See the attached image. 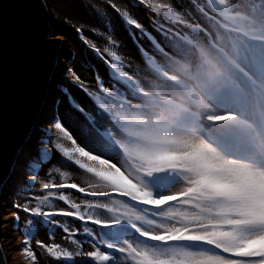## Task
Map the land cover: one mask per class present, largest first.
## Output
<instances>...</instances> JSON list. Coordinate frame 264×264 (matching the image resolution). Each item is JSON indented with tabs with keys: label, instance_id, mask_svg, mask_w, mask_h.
<instances>
[{
	"label": "snow or ice",
	"instance_id": "1",
	"mask_svg": "<svg viewBox=\"0 0 264 264\" xmlns=\"http://www.w3.org/2000/svg\"><path fill=\"white\" fill-rule=\"evenodd\" d=\"M65 7L80 9L107 25L95 31H103L111 47H98L84 35L83 27L75 30L110 73L105 84L95 69L99 86L95 94L75 69L62 66V41L55 39L60 33L48 27L47 0H0V40L12 38L21 54H31L33 64L47 57L46 72L37 85L11 104L0 97L4 170L0 190L7 189L11 197L0 199V216L9 217L0 220L4 225L0 237L7 241L0 244V264H8L10 251L19 252L27 264H170L161 250L172 249L183 250L193 260L264 264V253L238 254L248 241L264 237V219L235 217L240 222L227 226V240L153 238L180 230L165 211L206 192L196 187L201 176L226 183L235 179L232 169L205 170L200 160L238 161L235 167L243 169L248 181L232 195L248 203L260 198L264 152H254L252 141L264 136V28L257 31L251 22L264 21V0H130L123 4L97 0L95 5L74 0ZM135 9L145 12L153 31L133 17ZM117 17L138 47L139 63L129 61L127 67L112 63L121 60L112 51L120 44L115 29L108 30ZM70 19L66 17V22ZM145 40L150 51L144 48ZM209 62L218 69L210 82L204 76ZM180 65H185V71L177 74ZM68 74L92 101L89 109H80L83 120L76 121L74 129L65 123L69 117L61 114L57 94L66 92L63 80ZM193 82L195 102L183 107L170 129L154 137L129 131L130 116L144 112L153 98L166 97L169 109L180 108L175 97L187 93ZM64 141H70V146L65 147ZM165 155L177 158L162 162ZM73 164L83 173L71 169L70 175ZM102 167L123 175L151 200L174 199L155 206L114 184L97 187L107 183L95 174ZM85 173V183L76 180ZM162 181L168 182L162 185ZM66 189L79 195L66 194ZM113 199L148 215L156 226L111 213L104 205ZM42 230L49 240L37 238L33 246V237ZM56 230L75 247L58 243ZM12 232L19 234L18 245L12 244L15 237L7 235ZM157 252L160 256L153 255Z\"/></svg>",
	"mask_w": 264,
	"mask_h": 264
},
{
	"label": "rangeland",
	"instance_id": "2",
	"mask_svg": "<svg viewBox=\"0 0 264 264\" xmlns=\"http://www.w3.org/2000/svg\"><path fill=\"white\" fill-rule=\"evenodd\" d=\"M47 2L52 11V21L54 25L53 30H55L57 33H60L55 38H59L60 41H62V47L60 52L62 66L66 68L75 69L76 73L87 82L89 91L92 94H95L99 87L96 80L95 69L98 68L100 70L99 74L105 79V84H107V80L110 73L100 56H98L95 51H93L87 44H85L81 40L75 30L78 27H83L85 30L84 35L90 41L96 43L98 47H111V45L106 44V34H104L103 31H100L99 34H97L95 31L96 29L102 30L107 25L98 24L97 20L93 16L81 11L80 9H69L65 7L66 4L72 3L74 2V0H47ZM89 2L95 5L97 3V0H89ZM116 2L118 4H123L129 3L130 0H116ZM113 16L115 17L116 14L113 13ZM66 17H70L71 19L66 22ZM133 17L136 18L139 22H141L146 28H148L149 31H153L150 26V20L148 16L145 15V12L142 9L133 10ZM56 22H59V24H56ZM251 26H253L255 30L259 31L264 28V21H261L259 19L253 20L251 22ZM113 27L115 29L116 39L120 42V44L118 47L112 48V51L119 55L121 57V60H113L112 63L123 64L125 67H127L129 61H132L134 64L139 63L140 52L138 50L137 45L133 42V38L130 35V32L126 30L127 26L117 17L114 19L113 25L108 26V30L112 31ZM131 31L136 30L133 28L131 29ZM153 34L158 35L155 32H153ZM143 44L145 49L149 51L151 50V46L146 40L143 41ZM104 55L108 56V53H105ZM212 63L213 62H210L208 64L207 70L204 72V75L209 79H213L216 70H218L212 68ZM184 71L185 65H180L177 69L178 74H182ZM72 81L73 76L71 74H68L63 80L66 92L57 93L62 101L59 106L60 112L61 114H67L69 117L65 120V123L67 124L69 129L75 128L76 121L83 120L80 109L87 110L92 106V101L89 99V96L86 95L83 91H81L76 84L72 83ZM195 89L196 88L194 87V90ZM188 93L189 96L187 98L189 100L178 98V96L180 95H177L175 97L176 103L181 105V107L177 109H167L166 97L157 98L158 101L151 102L144 112L139 113V115L133 114L132 116H130L128 122L129 131L133 134H140L145 137L156 136L160 131L165 130V125H167V122L170 121V119L168 118H170L171 115H168L167 111L174 113L177 112V110L183 108L184 106H187L188 103L195 102L192 92L188 90ZM183 96L186 97L185 94ZM160 107L164 109H161ZM63 143L65 147H68L71 144L70 141H64ZM193 157L197 158L198 154L195 155L194 153ZM87 159L91 161L92 158L88 157ZM162 159H165L164 162H167L169 160L176 159V157L165 156L164 158L162 157L161 160ZM202 168L205 170L212 171L218 169L213 162L205 163ZM71 169H75L76 172L83 173V170L79 169L73 164L70 165V175ZM95 174L101 177L104 181H107V183H98L97 187L108 188L110 184H114L119 190H122L124 193H134L135 191H137V187L135 185H132L125 177H123V175L118 172L111 171L107 168L102 167V169H95ZM76 180L80 183H85L88 180L87 174L85 173L76 177ZM167 182L168 181H162L161 184L163 185ZM196 187H204L207 189V191L200 193L199 196L196 197L194 200L190 199L182 200L183 202L180 201L178 209L175 208V205L169 209H166L165 213H168L171 216L178 213L184 215L185 217H187L184 222L186 228L195 229V231H192L189 235H191V237L197 240L207 239L211 242L215 238V225L218 223V219L214 215L201 213L199 209L204 207L206 204L209 205L213 211H217V209L219 208V202H214L212 196L214 191L216 190V180L211 179L208 176H201L196 181ZM65 193L72 195L73 197L79 195L73 189H66ZM4 198H11L7 195V189L4 190L2 199ZM166 201V197H163L161 201L157 202L156 206L162 205ZM181 203L189 205V207H181ZM121 204V201L113 199L108 201L104 205V207H106L107 210L113 214L130 215L131 213H134L133 210L122 207ZM60 206L65 207L63 204H60ZM138 215L140 216V214ZM8 218L9 217L7 216L1 217L2 220ZM3 227L4 225L1 224V231ZM7 235L15 237V239L12 240L13 245L19 244L20 237L18 233L12 232L8 233ZM62 237L63 233L60 230H56L55 239L58 243L64 244L69 249L75 247L69 241L63 240ZM37 238L45 241L49 240L48 235L44 230L40 232L39 236L33 237V246H35V239ZM5 243H7V241L1 238V244ZM8 255L9 264H27L26 259L22 258L19 252L10 251ZM166 257L168 256L163 255L162 258L166 259ZM171 258V260H168L170 264L178 263V261H176L177 257ZM210 260L213 261V264H220V262L216 260ZM181 262H184V264H204L200 262V260L187 259L186 257L181 260ZM52 264H55V262L53 261Z\"/></svg>",
	"mask_w": 264,
	"mask_h": 264
},
{
	"label": "water",
	"instance_id": "3",
	"mask_svg": "<svg viewBox=\"0 0 264 264\" xmlns=\"http://www.w3.org/2000/svg\"><path fill=\"white\" fill-rule=\"evenodd\" d=\"M39 3V0H36ZM43 15V13H40ZM48 27L53 29L52 11L47 13ZM60 40L59 38H55ZM47 57L40 64H33L30 53L21 54L15 41L10 37L0 40V97L11 104L23 91L37 85L46 72ZM9 153V158H10ZM3 164L0 163V179L3 177ZM4 190H0L2 199ZM2 216H0V220ZM1 231V224H0ZM0 237V244H1ZM9 264V263H8Z\"/></svg>",
	"mask_w": 264,
	"mask_h": 264
},
{
	"label": "bare ground",
	"instance_id": "4",
	"mask_svg": "<svg viewBox=\"0 0 264 264\" xmlns=\"http://www.w3.org/2000/svg\"><path fill=\"white\" fill-rule=\"evenodd\" d=\"M178 69V68H177ZM177 69H176V72H177ZM178 74V73H177ZM181 74V73H180ZM195 88H197V85L193 82L191 85H189V90H190V92H193V90H194V87ZM189 93L187 92V93H185V95H186V97L185 96H183V95H180V96H178V98H180V99H184V100H189L187 97L189 96L188 95ZM167 114L169 115H172V116H175V115H177L176 113H171L170 111H167ZM173 118V117H172ZM175 121V120H174ZM171 128V125H165V130H168V129H170ZM264 143V138L261 140V144H263ZM257 152L259 153L260 151H258L257 150ZM196 154H198V153H195V155ZM165 156H169V155H165ZM164 156V157H165ZM163 157V158H164ZM177 158V157H176ZM194 158H196V157H194ZM198 158V157H197ZM165 159H162V161H164ZM208 161H206V160H200L199 161V163H200V167L202 168L203 166H204V164L205 163H209V162H213V163H218V162H220V160H222V158L221 159H207ZM224 161L226 162V163H229V164H231V162L232 161H230V160H227V159H224ZM223 186V185H222ZM180 187H182V185H177V188H180ZM135 193V195L137 196V198H141V199H150V197L145 193V192H140V191H135L134 192ZM167 197H170V196H166V198ZM122 203V202H121ZM121 206L122 207H125V208H128L126 205H124L123 203L121 204ZM124 215H127V214H124ZM130 216H131V218L132 219H140L141 220V222H143V223H145V225L147 226V227H154V226H156L155 225V222L154 221H151L150 219H145V218H143L144 216L142 215V217L141 216H139L136 212H134V213H131L130 214ZM187 219V217H185L184 215H182V214H177V220H176V222H185V220ZM191 220V219H190ZM169 227H171V226H169ZM64 235V234H63ZM79 238V237H78ZM253 245V242H251V241H248L247 243H246V247L247 248H249V247H251ZM181 253H179V255L177 256V258H176V261H178V263L177 264H181V260H183L185 257L187 258V259H191V258H189V257H187V256H185L184 255V252H182V251H180ZM153 255H155V256H160L159 255V252H157V253H153ZM167 260H171V259H169V258H167ZM200 262H202V263H204V264H213V261H211L210 259H201L200 260Z\"/></svg>",
	"mask_w": 264,
	"mask_h": 264
},
{
	"label": "clouds",
	"instance_id": "5",
	"mask_svg": "<svg viewBox=\"0 0 264 264\" xmlns=\"http://www.w3.org/2000/svg\"><path fill=\"white\" fill-rule=\"evenodd\" d=\"M172 126V125H171ZM163 162V161H162ZM136 198H137V196H136ZM168 198H172V197H167L166 199H168ZM137 199H140V200H146V201H148L150 204H152V205H156L157 204V202H159V201H161V200H151V199H141V198H137ZM176 209H178L179 208V205H176V207H175ZM166 215H168V213H165ZM143 218H145V219H150L149 218V216L148 215H145V217H143ZM169 219H171V220H173L174 222H176V220H177V214H175L173 217H170ZM179 225H184V223L183 222H179ZM185 226V225H184ZM179 231H181V227H180V230H178V231H176L175 232V234L176 233H178ZM172 235H174V234H167L166 236H155V237H153L154 239H165V238H168V237H170V236H172ZM164 251H166V250H164ZM166 252H168V251H166ZM169 253V252H168ZM179 254H176V257L178 256ZM167 258H169V259H172V258H170V257H166V259Z\"/></svg>",
	"mask_w": 264,
	"mask_h": 264
},
{
	"label": "trees",
	"instance_id": "6",
	"mask_svg": "<svg viewBox=\"0 0 264 264\" xmlns=\"http://www.w3.org/2000/svg\"><path fill=\"white\" fill-rule=\"evenodd\" d=\"M56 24H59V22H56ZM4 220V219H3Z\"/></svg>",
	"mask_w": 264,
	"mask_h": 264
}]
</instances>
